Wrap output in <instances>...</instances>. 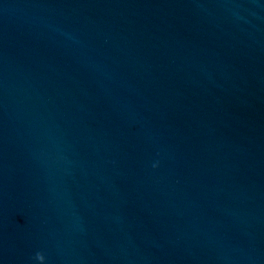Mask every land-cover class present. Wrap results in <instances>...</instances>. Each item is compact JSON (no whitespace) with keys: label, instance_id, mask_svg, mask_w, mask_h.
I'll list each match as a JSON object with an SVG mask.
<instances>
[{"label":"water","instance_id":"obj_1","mask_svg":"<svg viewBox=\"0 0 264 264\" xmlns=\"http://www.w3.org/2000/svg\"><path fill=\"white\" fill-rule=\"evenodd\" d=\"M0 264H264V0H0Z\"/></svg>","mask_w":264,"mask_h":264}]
</instances>
